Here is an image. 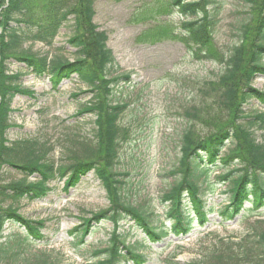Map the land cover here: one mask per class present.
Here are the masks:
<instances>
[{
	"label": "trees",
	"instance_id": "trees-1",
	"mask_svg": "<svg viewBox=\"0 0 264 264\" xmlns=\"http://www.w3.org/2000/svg\"><path fill=\"white\" fill-rule=\"evenodd\" d=\"M95 1L0 0V259L19 256L22 244L12 236L3 240L7 224L21 228L23 234L25 231L30 243L46 240L44 222L22 215L15 206L18 202L46 198L55 189L51 183L59 181L68 191L92 173L105 189L109 206L84 217L71 234L80 245L95 226L106 221L113 224L109 246L96 252L103 253L99 264H145L151 243L162 242L169 233L190 234L195 224H208L214 211L221 224L241 214L263 213L264 138L259 140L256 131L264 130V111H247L246 107L253 100L264 106V90L254 86L257 77H264V0H240L246 16L239 20L236 41L226 52H220L216 43L226 0H161L184 19L179 33H172V27L165 25L161 35L171 34L197 59H217L222 64L218 79L205 81L209 92L205 94L211 100L185 111L188 123L180 134L181 156L170 172L174 180L162 194L163 201L168 202L167 216L173 219L170 228L160 217L155 219L154 212L126 200V179L131 172L120 170V159L129 129L121 120L130 104L116 100L114 90L121 81L131 84L132 80L130 73L114 75L116 59L108 45V33L93 22ZM71 20L73 32L67 43L75 49L73 59L49 50L40 53L23 48L27 42L52 48ZM11 63L18 68L11 70ZM28 74L47 78L53 90L76 76L86 87L80 92L92 95L76 113L77 117H94L92 134L79 129L86 121L83 118L72 129L68 127L62 160L54 157L51 140L24 135L9 141L6 135L15 125L8 123L14 110L12 95L35 96V91L21 83ZM215 167L225 169L217 177L228 187L227 203L217 210L213 205L208 207L202 197V184L207 183ZM14 172L20 178L7 181L6 174ZM209 185L208 189H214ZM124 220L143 233L142 240L128 241L120 230ZM218 244L202 263L195 264H264V219L251 223L240 239L219 240ZM41 257L27 264H58Z\"/></svg>",
	"mask_w": 264,
	"mask_h": 264
},
{
	"label": "rangeland",
	"instance_id": "rangeland-1",
	"mask_svg": "<svg viewBox=\"0 0 264 264\" xmlns=\"http://www.w3.org/2000/svg\"><path fill=\"white\" fill-rule=\"evenodd\" d=\"M94 8L93 22L108 33V45L116 59L114 75L131 74V84L121 81L114 90L116 100L130 104L121 120L129 129V138L123 141L120 159V170L131 172L126 179V200L154 212V218L160 217L165 227L170 228L173 219L167 216L168 202L163 201L162 194L174 180L175 176L170 172L181 156L178 148L180 134L188 123L185 111L194 106L201 107L211 100L205 94V91L209 94L205 81L218 79L222 64L217 59H197L171 34L161 35L165 25L172 27V33H179L184 20L177 9L170 10L161 0H96ZM244 10L240 0L225 1L216 40L220 52H226L228 46L236 41L238 22L246 16ZM72 25L71 20L62 28L52 48L40 42L24 43L23 48H32L40 53L49 50L51 54L73 59L75 49L67 43L73 32ZM156 37L157 41L153 42ZM17 68L16 63L11 65V70ZM21 83L23 88L35 91V96L12 95L14 110L10 112L8 123L15 125L6 130L9 141L24 135L51 140L54 157L62 160L68 127L72 129L77 120L83 118L86 121L79 129L88 136L92 134L94 117L90 114L76 116L78 108L92 98L90 93L80 92L86 87L76 76L64 81L58 90L51 88L47 78L36 79L31 74L24 75ZM254 86L264 90V77H257ZM248 105L247 111H264V106L256 100ZM256 134L259 140L264 138L263 129H258ZM223 170L215 167L207 183L202 184V197L207 206L213 205L215 210L227 203L225 190L228 187L221 185L217 177ZM14 173L6 174L7 181L20 178ZM208 183L215 186L214 189H208ZM51 186L55 189L46 198L22 200L15 205L25 217L44 222L42 232L46 240L30 243L25 231L23 234L21 228L7 224L3 240L12 236L17 241L22 240V244L19 256L0 259V264H27L36 256L58 264H99L102 260L103 253L97 255L96 252L109 246L114 227L111 222L95 226L85 243L80 245L71 234L84 217L89 218L109 206L100 181L92 173L68 191L63 189L62 181L51 183ZM262 210V214L244 217L241 214L224 224L214 211L209 215L208 224L202 227L195 224L189 235L169 233L162 242L151 243L145 264L202 263L205 256L220 245H215L216 242L238 240L249 231L251 223L264 219V208ZM120 230L128 236L129 242L144 237L140 230L125 220Z\"/></svg>",
	"mask_w": 264,
	"mask_h": 264
}]
</instances>
